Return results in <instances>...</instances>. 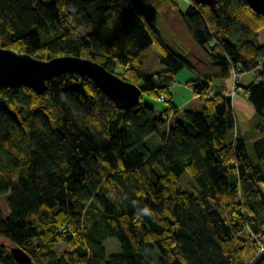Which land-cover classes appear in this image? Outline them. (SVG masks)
Instances as JSON below:
<instances>
[{"label":"trees","instance_id":"1","mask_svg":"<svg viewBox=\"0 0 264 264\" xmlns=\"http://www.w3.org/2000/svg\"><path fill=\"white\" fill-rule=\"evenodd\" d=\"M216 2L0 0L1 46L91 57L167 104L158 115L140 99L119 108L73 71L48 79L42 94L3 86L0 195L9 212L0 207V264H18L12 244L36 264H249L248 240L252 264H264L254 239L264 243V137L251 160L232 97L212 88L232 64L246 72L262 63L243 88L264 121V14L246 0ZM151 45L162 70L143 65ZM183 68L195 73L187 83L206 95L203 105L183 109L153 145L149 136L177 111L170 87ZM110 237L120 250L107 255Z\"/></svg>","mask_w":264,"mask_h":264},{"label":"water","instance_id":"2","mask_svg":"<svg viewBox=\"0 0 264 264\" xmlns=\"http://www.w3.org/2000/svg\"><path fill=\"white\" fill-rule=\"evenodd\" d=\"M194 1L216 9V0ZM246 1L255 11L264 14V0ZM65 71L87 74L119 108L132 106L142 95L140 86L110 71L91 57L58 55L42 59L0 45V90L6 85L21 84L42 94L47 89V80ZM9 247L18 264H36L23 247L15 244Z\"/></svg>","mask_w":264,"mask_h":264},{"label":"crops","instance_id":"3","mask_svg":"<svg viewBox=\"0 0 264 264\" xmlns=\"http://www.w3.org/2000/svg\"><path fill=\"white\" fill-rule=\"evenodd\" d=\"M258 39L260 42H264V27H262L259 30ZM146 59L147 58L143 60L144 67H145L144 62ZM162 69H164V66L159 67L156 70H151V71H158ZM258 69H261L260 72L262 71L261 66H258L253 71L255 72L254 75L252 73H247V72L244 73V76L246 75L247 77H245V79L243 80L244 81L243 83L240 81L241 76H242V73H241L238 79V84L241 86V88L237 90L236 94L232 97L233 110H234L235 121H236V129L238 132L244 135L246 143H247V147H248V142H250L251 146L254 147V142L258 140L259 138L264 137V121L261 120V118L257 115L253 104L247 98V94L243 88L244 85L257 79L258 75L260 74V72L257 73ZM182 76H183V79H185V81L188 82L190 79L195 77V73L193 74L191 71H185L182 73ZM232 83H233V79L230 76H228L227 78L215 80L212 83V88L214 90L213 92L220 90L222 92L224 91L225 93L231 87ZM181 88H182L181 85H176V86L174 85V88H172L173 89V100L175 102L174 105L177 107L176 108L177 111L174 114H176L179 111L180 106L188 105L189 103L193 102L197 98L204 97L205 99L206 97V95L204 94L195 95L193 93L192 87L189 84H187L186 87H183L184 88L183 90L186 96H184L183 101L181 103L177 104L178 94ZM154 109L157 115L160 114L163 110V109L161 110L157 108H154ZM174 114H172L171 116H173ZM156 133L157 132H154L149 136V139L153 145L155 143L153 137L155 136ZM249 155H250L251 160L255 159V155H252L251 153H249ZM252 247H253V244H252ZM257 254H258L257 251L254 250V247H253V253L252 254L250 253L248 255V258L247 259L245 258V260L249 264H252V262L257 257Z\"/></svg>","mask_w":264,"mask_h":264},{"label":"rangeland","instance_id":"4","mask_svg":"<svg viewBox=\"0 0 264 264\" xmlns=\"http://www.w3.org/2000/svg\"><path fill=\"white\" fill-rule=\"evenodd\" d=\"M181 6L182 9H185L187 8L188 4H189V0H177ZM70 9L73 10V7L72 5L70 4ZM80 31L82 33H86L88 32L89 30L85 29V28H80ZM184 39L186 40V42L192 46H196L195 42L193 41V39L190 37V35L188 33H184ZM143 53L146 55L147 59L145 60V67L148 69V70H156L157 68L159 67H162L164 66L158 59L157 57V50H156V47L154 45H151L149 46L148 48H146ZM261 69H258L257 70V73L260 72ZM185 71H191L193 74L194 72L188 68H183L181 70H179L177 73V75L174 76V78L172 79V84H174L175 86L176 85H181V89H180V92L178 94V101H177V104L181 103L183 101V98L185 95L184 93V88L183 87H186L187 86V82L185 81V79H183V76H182V73L185 72ZM254 70H250V71H246L247 73H252L253 75L255 74V72H253ZM246 72H242V76H241V79L240 81L243 83L245 77H247L246 75L244 76V73ZM249 75V74H247ZM174 88V86H173ZM172 101L173 103L174 100H173V89H172ZM140 102L141 104H148L154 108H157V109H164L167 104L161 100L160 98H157L156 96H153V95H150V94H146V93H143L141 95V98H140ZM203 102H204V97H201V98H197L195 99L193 102L189 103L188 105H182L179 107V111L174 114L173 116H171L168 121L161 126V128L157 131V133L155 134V136L153 137L154 138V145H157L161 142L162 140V134L164 132L167 131V129L169 128L170 125H174L176 120H178V118L182 115V111L183 109L185 108H190V109H193V110H199L201 109L202 105H203ZM248 152L251 153L252 155H255V159H252L253 161H256V152H255V148L253 146H251V143L248 142ZM188 178V174L185 173L183 175V178L182 180L179 182V186L180 187H186V180ZM7 196H8V193H4L2 195H0V207L2 208V210L4 211L5 215L8 214L9 212V209H8V205H7V202H6V199H7ZM243 236L245 237H248V232L247 231H244L243 232ZM105 247H106V252H107V255L113 253V252H117L120 250V244H119V241L116 237H110L108 238L106 241H105ZM252 254L253 253V247H252V241L251 240H248L247 241V247H246V252H245V258L247 259L248 258V255L249 254Z\"/></svg>","mask_w":264,"mask_h":264},{"label":"built area","instance_id":"5","mask_svg":"<svg viewBox=\"0 0 264 264\" xmlns=\"http://www.w3.org/2000/svg\"><path fill=\"white\" fill-rule=\"evenodd\" d=\"M241 74V67L237 64H232V68H231V77L233 79V83L231 85V87L225 92L228 96H234L237 92V90H239L241 88V86L238 84V79L240 77ZM173 85H171L170 88H172ZM161 100H165V95H161L160 96ZM254 239L255 242L257 244L258 247V251L259 252H264V243H262L260 237H258L257 235H254Z\"/></svg>","mask_w":264,"mask_h":264},{"label":"clouds","instance_id":"6","mask_svg":"<svg viewBox=\"0 0 264 264\" xmlns=\"http://www.w3.org/2000/svg\"><path fill=\"white\" fill-rule=\"evenodd\" d=\"M259 66H262V63H260L259 64ZM255 70V69H254ZM241 73H242V71H241ZM241 75V74H240ZM230 77H231V74H230ZM232 78V77H231ZM226 94V93H225ZM231 97V96H230ZM233 97V96H232ZM144 215L145 216H151L152 215V212H151V210L148 208V207H145L144 208Z\"/></svg>","mask_w":264,"mask_h":264}]
</instances>
